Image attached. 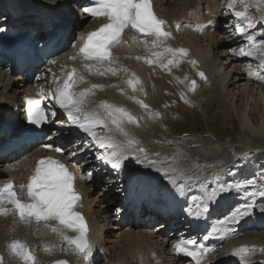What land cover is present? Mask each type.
Returning <instances> with one entry per match:
<instances>
[{
    "label": "bare ground",
    "instance_id": "1",
    "mask_svg": "<svg viewBox=\"0 0 264 264\" xmlns=\"http://www.w3.org/2000/svg\"><path fill=\"white\" fill-rule=\"evenodd\" d=\"M168 1L152 0L155 13L159 18L168 21V30L173 33L174 39L170 40L169 43L173 47L189 49L188 56L179 67L173 66L171 72H168L157 64L147 63L145 59H136V57H150L152 51H159L160 49L146 48L143 40L133 41L132 37L136 34L132 30L127 31L124 35L128 42L115 48L114 52L115 55L120 57L118 64L114 66L126 67L129 69L128 72L121 70L116 75H112L111 73L105 75L91 73L83 67L81 60L73 61L69 59L74 48L69 46V49L60 54L59 58L53 59L56 63H52L51 61L47 66L50 69L49 73L41 72L36 81H33L27 75L26 71L24 74H20L19 79L25 83V88L21 90L15 80V75H17L15 73L17 72L12 71L7 64H0V88L3 87V90H0V114L8 108L15 107L19 109L24 97L26 95L39 94L40 90L43 89L42 83L45 84L46 81L48 82L47 85H50L51 90L55 87V77L63 78L65 73L74 66L85 77L84 82L76 86V91L90 88L93 84L104 85L102 89H95L94 94L87 96L88 102L84 105L85 110L95 109L101 100H107L110 103L122 105L129 109L134 115L140 118L139 127L127 125L131 134L138 138L144 147L151 144V141H154L160 146L152 147L150 150L148 149L153 160H157L158 163L183 168L200 176L201 179L205 177L213 178L214 173L221 175L228 169L234 170L239 168L240 171L245 169L247 166L240 161L222 168L224 163L222 160H219L218 164L211 166L215 168L213 172L199 173V167L195 168V163L198 159L214 161L218 158L221 151L229 148L230 143L225 141L223 136L226 132L225 124L227 122L225 108L227 106L232 107L234 103V92H232V88H236L235 92L241 94L245 101L241 105L234 123L240 125L241 130L245 132V135L248 136L250 141L251 139L253 140L252 142L262 141V139L264 141V83L258 82L256 79L250 78L247 75L249 70L255 72L261 69L254 60L236 56L234 58L231 57L230 49L237 45L239 48L242 44L236 43L240 40L239 35L231 36L232 34L223 27L228 20L227 15L223 13L225 10L223 0H220L218 7H213L215 0H177V4H173V1ZM16 8L28 10V13L26 12L21 16L23 18L36 16L40 12V0H0V13L6 12L3 16L5 20L12 18L13 11ZM238 10L240 9L238 8ZM254 14L258 16L259 12L255 11ZM228 15L230 16V14ZM209 18L217 22L215 27H209L204 31L195 30L194 25L198 21L204 23ZM176 22H180L181 24L179 30L176 29ZM103 23V19L91 20L85 23L86 25L84 24L80 27V33L95 30ZM257 27H259L258 21ZM218 31H220V34L217 35L219 33ZM74 33L76 35L75 30ZM208 40L209 42L207 43ZM71 44H76L79 47V42L74 39L70 42ZM189 60H196L198 64L193 67L188 62ZM166 62L165 59L164 63ZM247 63H252L253 67L251 69L247 68ZM133 72L142 81V84L137 85V91L135 92L126 83ZM198 72H203L207 79L202 81ZM185 76L189 80L196 81L197 88L195 92L188 90L186 82L180 83L176 79L177 77L183 79ZM46 78L48 79L42 82ZM151 81L155 82L154 86L151 85ZM111 85H117L118 87H112ZM121 88L125 91L121 92ZM141 88L143 91H140ZM178 89L179 94L183 91L185 96H188L192 102L191 104L186 103L187 106L185 107L181 103L184 100L177 95ZM175 91L176 93L172 94ZM145 92L147 95H144ZM131 96H136L144 100L156 112L163 108V114H161L160 118L153 119L135 100L130 99ZM50 103L52 102L47 99V104ZM197 104L201 109L203 117H207L206 126L210 129L209 132L212 134L211 138L220 140L217 145L207 149L194 148L193 143H198V141L179 139L180 137L177 136L179 132L174 130L177 123L170 121L172 117L181 114L179 108H181L182 112H187L188 109L192 108V111H194ZM165 105L168 106L165 107ZM246 108L247 110H245ZM57 119L63 121V123L51 124L53 131L48 134L49 139L55 137L57 144L68 143L70 140L73 141L75 139L76 143L68 146L69 149H74L77 145H83L84 143L86 145L89 142L92 143L91 139L84 132H81L79 135H73L70 132L71 125L66 129V117L59 109H57ZM187 120L189 121V118ZM161 126H168L170 138H158V135L168 137L161 129ZM54 130H56L57 134H53ZM98 134L113 135L117 140L124 139L119 133H109L102 128L98 130ZM247 142H245L243 152L246 151L249 153L248 151H251L252 146L250 145L252 144L249 145ZM187 147L188 149L186 151ZM180 149H182L183 153L180 152ZM171 153L178 154L179 156L187 154V161L180 158L171 160ZM35 154L36 152L33 150L32 153L27 155V159L16 164L13 170L0 169V184L7 179L14 180L16 185L26 183L34 168L36 161ZM156 154H160L159 158ZM62 157L68 164L70 170L77 175L76 184L83 201V207L79 211L82 212L87 220L90 229V239L95 245L94 264H97V262L100 264L101 260H103L102 264H191V261H173L171 244L182 236L198 237L203 235L204 222L201 221L199 224L201 232H195L196 221L181 211V201L173 200L163 192L169 186L166 180L161 179L160 174L144 165H136L147 174L146 178L150 183L137 188L135 198L141 199L143 197V199H146L150 197L154 203L153 207H148L144 210L145 216L140 211L136 216L139 222L148 225L153 224L155 220L165 219V221L156 225L154 231H151V228L146 225H138L137 228H126V230L121 231V228L115 224L114 218L108 214L110 211L109 206H106V208L100 207V203H105V197L99 195L91 199L92 195H86V191L89 189V186L86 184L88 179L85 180V184H82L84 179L80 178L82 174L77 165V161L80 159L79 155L77 156L75 153L69 156L67 153H64ZM193 158L194 160H192ZM182 163L186 166L191 164L193 169L188 170ZM6 166H8L7 163L1 164V167ZM107 167L111 174L122 178L110 166ZM78 168L79 171H77ZM240 200L241 198L233 196V194L227 197V203L222 199L220 204L214 209L213 218L217 217V214H223L231 204ZM95 204H98V206L93 210ZM148 206L150 205L148 204ZM168 208H176L173 214L171 213L174 218L171 216L169 219H166L168 217L163 215L162 212H166ZM177 211H180V213L176 215ZM116 220H119V218L116 217ZM172 220L175 221V225L173 226L170 225ZM263 227L264 215L257 212L251 217H246L235 226L236 234L230 235L224 240L219 239L217 242L211 241L210 244L215 245V247L221 243H225L226 251L221 252L217 256L213 252L208 260H204L203 264H240L238 258L232 255V250L241 245L256 246L257 251L255 252L258 253L257 260L254 261L251 259L254 255L248 259L254 262V264L264 262V252L259 251L260 248H264ZM13 239L27 242L40 263L51 264L53 260L66 258L69 264H85V261L76 254L73 248L69 247L61 239L59 234L52 232L43 223L39 225L23 224L19 222L16 216L0 215V255L4 257V264H21L19 258L14 257L7 247L8 243ZM45 244L53 245L51 252L45 251L43 247ZM112 247H114V250L112 249L110 251ZM107 250L111 252L109 256L106 254L108 252ZM106 257L108 258L106 259Z\"/></svg>",
    "mask_w": 264,
    "mask_h": 264
},
{
    "label": "snow or ice",
    "instance_id": "2",
    "mask_svg": "<svg viewBox=\"0 0 264 264\" xmlns=\"http://www.w3.org/2000/svg\"><path fill=\"white\" fill-rule=\"evenodd\" d=\"M79 3L80 0H40L37 20L49 33L47 37L49 45L60 43L71 28L73 30L71 38L79 42V47L76 44L70 45L76 48V52L69 59L81 60L83 67L91 73L116 75L121 70L129 71L126 67L114 66L118 64L120 57L114 54L113 49L128 42L124 37L126 29L136 34L132 37L133 41L143 40L146 48L160 49L152 51L150 57L136 59H145L147 63L157 64L165 71L171 72L173 66L179 67L189 54V49L173 47L169 43L174 39L173 33L168 30V21L159 18L155 13L152 0H87L83 6L78 7ZM224 8L225 14L230 16L223 27L230 34L239 35L240 40L236 43H242L239 48L232 47L231 54L256 61L261 70L255 72L249 70L247 75L264 83V0H224ZM255 11L259 12L258 16L254 14ZM87 17L94 20L103 17L107 22L98 29L75 35V27H82L87 23ZM4 23L6 20L0 13V33L8 30L3 26ZM216 23L215 20H208L206 24L198 21L194 28L197 31H204L209 27H215ZM180 27V22H176V29L179 30ZM188 62L193 67L198 64L196 60ZM52 63L56 61L53 60ZM246 67L251 69L253 64L247 63ZM198 75L202 79H207L203 72H198ZM176 79L180 83L186 82L188 90L195 92L197 88L195 80H189L187 76ZM84 80L85 77L73 66L63 78L55 77V87L49 92L45 93L41 89L39 98L26 95L25 118L31 127L16 124L9 128L6 126L7 118L0 115V136L10 131L17 137H29L37 130L42 131L48 124H62L63 121L57 119L59 109L69 125L84 132L91 139L97 148V151L92 153L95 158L110 166L122 177L124 185H117V191L130 196L141 185L150 183L146 178L147 174L137 167V164L160 174L161 179L166 180L169 186L163 192L173 200L181 201V211L186 216L204 222L202 230L204 234L199 240L196 236H182L171 244L172 251L190 258L191 264H203L206 255L215 251V245H206L205 241L213 237L224 240L236 234L235 226L246 217H251L257 212L264 215V203H257V198L264 201V166H259L258 171L246 173L242 178L222 180L219 179V173H214L213 178L201 179L200 176L183 168L158 163L151 158V154L142 146L141 141L128 130L127 125L137 127L140 125V118L129 109L101 100L95 109L85 110L87 96L94 94L95 89H102L104 85L93 84L90 88L76 91V86ZM126 83L135 92L137 85L142 84V81L133 72ZM120 91L125 90L121 88ZM180 96L185 103H192L183 91ZM45 99L52 103L46 105ZM130 99L135 100L153 119L161 117V114L152 110L144 100L136 96H131ZM101 128L109 133L117 132L124 139L117 140L113 135H99L98 130ZM42 146L56 153H67L69 156L74 155L75 151H83L79 145L69 149L67 146H59L48 141L43 142ZM159 155L156 154L158 158ZM249 155L244 154L245 159ZM253 167L257 166L253 164ZM225 171L231 172L230 169ZM86 175L91 177L92 173L87 172ZM80 178L85 177L82 175ZM76 179V173L70 171L62 160L53 156L41 157L26 183L16 185L14 181L8 180L0 184V215L16 216L23 224L43 223L52 232L59 234L85 264H94L95 245L90 239L87 220L79 211L83 207V201L76 189ZM233 193H239L244 202L230 206L222 215L213 218L214 209L221 200L227 203V197ZM7 247L14 257L19 258L21 264H40L27 242L13 239ZM43 247L45 251L51 252L53 245L45 244ZM256 250V246L241 245L232 250V255L238 258L240 264H254L248 256ZM259 251L264 252V248H260ZM0 264H4L2 255ZM54 264L69 262L58 260Z\"/></svg>",
    "mask_w": 264,
    "mask_h": 264
},
{
    "label": "rangeland",
    "instance_id": "3",
    "mask_svg": "<svg viewBox=\"0 0 264 264\" xmlns=\"http://www.w3.org/2000/svg\"><path fill=\"white\" fill-rule=\"evenodd\" d=\"M169 1H173V4H177L179 0L178 1L177 0H169ZM174 1H175V3H174ZM224 15H226V14H224ZM227 17L229 19V15H227ZM211 19L212 18H209L208 20H211ZM207 21H204V23H207ZM227 22H228V20H227ZM218 32L219 33H217V35L220 34V31H218ZM224 33H225V31H224ZM231 36H235V35L232 34ZM208 42H209V40L207 41V43ZM236 47L238 48V45ZM231 57L234 58L235 56H233L231 54ZM47 79L48 78L44 79L42 82H44ZM201 80L204 81V79H202V78H201ZM16 82L19 84V89L23 90L25 88V86H23L22 80L17 78ZM47 83H48L47 81L45 82V84L42 83V86L45 85V87H46L45 93L49 92L48 89L50 88V85H47ZM154 84H155V82L151 81V85L154 86ZM232 89H233L232 92H234V97H233L234 103H233L232 107L227 106L225 108L226 116H227L226 117L227 122L225 124V127H226L225 134L226 135L224 134V136H223L224 140L228 141V143H230L229 148H226L223 151H221L218 158H216L214 161L198 159L197 162L195 163V168L199 167V173H203V172L210 173V172H213L215 170V168H212L211 166L218 164L219 160H222V162L224 163V166L222 168L226 167L227 165L234 164L237 161H240V162H243L244 164H246L249 168L242 170V172H244V174L241 173L240 170L236 174L235 173L231 174L232 177H236L237 179H239V178H242L246 173L253 172V170L258 171L259 166H264V141H263V139H262V141L259 140V141H255V142H252L253 140L251 139V141H250L248 136L245 135V132L241 130L240 125L234 123V120L237 118L238 111L240 110V107L243 104V102L245 103V101L243 100L244 98L242 97L241 94H238L235 92L236 88L235 89L232 88ZM0 90H3V87H1ZM178 91H179V89L177 90V93H178ZM175 93H176V91L172 94H175ZM177 95L180 96L179 93ZM180 98H181V96H180ZM186 98L189 100L188 96H186ZM246 100H247V98H246ZM174 102H176V101H174ZM181 103L185 107L187 106L184 101H181ZM231 108H232V110H231ZM192 110H193V108L188 109L187 112H182L181 108H179V111L181 114H179L175 117H172L170 119V121L172 123H177V126L174 128V130L176 132H179L177 135L178 137H180L179 139H185V140H189V141H198V143H200V145H198V143H193V147L194 148H200V149L201 148L207 149L211 146L217 145L220 142V140L219 139L216 140L214 138H211L212 134H211V132H209L210 129L206 126L207 125V121H206L207 117H203L201 109L198 106V104H197L196 109L194 111H192ZM245 110H247V108ZM158 112L160 114H163L164 109L162 108ZM187 118H189V121L187 120ZM253 118H254V116H253ZM162 119H160V120H162ZM66 126H67V123H66ZM161 129L163 130V132H165L167 134L168 137H164V135L163 136L158 135V138H162V139L170 138V135L168 132V126L167 127L161 126ZM241 131H242V133H241ZM50 132H52V130ZM202 136H204V137H202ZM208 138H210V139H208ZM175 139H177V138H175ZM175 139H173V140H175ZM160 141H161V139H160ZM242 141H244V142H242ZM247 141H250V142H247ZM245 142H247V144H249V145L252 144V145H250V146H252V148H251V151H248L249 153H247L246 151L243 152V149L245 148ZM74 143H75V140H73V142H71V144H74ZM79 146L83 149V151H75V153L77 154V156L79 155L80 159L77 161L78 166L81 169L83 176L85 177L82 184H85V180L88 179V182L86 184L89 186V189H88V191H86V195H89V196L92 195L91 199H92V197L94 198V196H99V195H101L102 197H105V203H103V204L100 203L101 204L100 207L106 208V206H109L110 211L108 214H110L112 216V218H114L115 224L121 228V231L126 230V228H128V227L137 228L138 225L145 226L144 224L134 225V223H132V220L134 218L133 212L137 209L136 204H135L136 200L133 198L135 192H133V194L129 196L125 192L117 191V185H124L123 179L118 178L117 175L111 174L109 172V168L107 167L108 165L103 164L101 161H99L95 158V156L92 153L97 151V149L94 147V145L92 143L89 142L88 145H86V143H84L83 145H79ZM91 146H92V148H91ZM206 146H208V147H206ZM145 147L150 150L152 147H160V146H158L154 141H151V144H149ZM87 148H88V150H87ZM166 148H167V146H166ZM89 149H91V151ZM187 149H188V147L186 148V151H187ZM180 152L183 153L182 149H180ZM246 153L250 154L247 158H254V164L257 166L256 168L253 167V165H252L253 162L251 159H245L244 154H246ZM191 156H192V153H191ZM177 158H180L182 160L187 161L188 155L185 154L184 156H179L178 154L171 153V160L177 159ZM243 159H245V160H243ZM192 160H194V158ZM184 163H186V162H184ZM184 163H182V164L188 170L193 169L191 164L186 166ZM207 167H211V168H207ZM230 170H231V172L233 171L232 169H230ZM87 172L92 173L91 177H88L86 175ZM228 174H229V172L225 171L224 173H222L220 175V179H223V180L227 179L228 177H226L225 175H228ZM126 196L128 197L127 199L125 198ZM243 202H244V200L241 203H243ZM262 202L264 203V201H262ZM96 206H98V204L94 205L93 210L96 209L95 208ZM117 209H119V211H117ZM116 217H118L119 220H116ZM160 222H162V221H160ZM160 222H156L152 226H155L156 224H159ZM152 226H151V228H152ZM130 228H128V229H130ZM151 231H154V229H151ZM113 239H116V238H113ZM112 249L114 250V247L110 248V251ZM119 249H121V248L119 247ZM217 249L224 251V244L217 246ZM254 252L248 257L251 258L254 255L252 258H254L253 260L256 261L257 257H258V253L257 252L254 253ZM110 253L111 252L108 251L106 254L109 256ZM107 258L108 257H106V259ZM102 263H103V260L100 261V264H102ZM40 264H44V263L41 262ZM97 264H99V262Z\"/></svg>",
    "mask_w": 264,
    "mask_h": 264
},
{
    "label": "water",
    "instance_id": "4",
    "mask_svg": "<svg viewBox=\"0 0 264 264\" xmlns=\"http://www.w3.org/2000/svg\"><path fill=\"white\" fill-rule=\"evenodd\" d=\"M63 260H65V259H63ZM53 264H54V262H53Z\"/></svg>",
    "mask_w": 264,
    "mask_h": 264
}]
</instances>
